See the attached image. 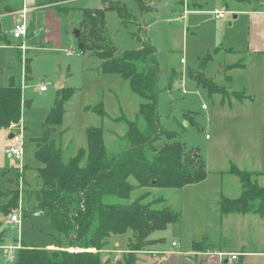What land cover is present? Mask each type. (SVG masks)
<instances>
[{
  "label": "rangeland",
  "instance_id": "rangeland-1",
  "mask_svg": "<svg viewBox=\"0 0 264 264\" xmlns=\"http://www.w3.org/2000/svg\"><path fill=\"white\" fill-rule=\"evenodd\" d=\"M111 1L126 4L140 23L139 26L131 22L123 24L116 10H105L107 33L117 47V54L137 49L143 42L153 44L160 68L158 110L161 124L177 133V139L191 150L189 153L200 154L210 178L216 177L221 181L214 171L218 168L226 170L229 158L241 160L245 168L255 166V156H258L255 152L261 151L260 157L264 158V95L257 83L258 76L253 75L256 65L234 71L225 69V64L232 60L244 61L243 55L226 57L224 52L208 50L210 37L220 31L219 20L209 13H190L183 18V4H191L194 0H146L143 4L140 0ZM203 1L206 9L230 10L226 20L233 19L230 1ZM226 1L229 6H226ZM107 3L105 0H75L73 3L26 0L30 29L24 49L21 48L23 39H15L13 35L15 17L7 15L2 19L6 40H0V44L8 46L0 47V86L13 83L20 87L24 102L20 123L0 129V264H14L18 249H10L14 255L10 258L9 247L33 245L54 249L59 244L60 234L52 227L50 218L33 213L34 203L28 204L23 193L27 187H35L33 168L40 165L34 156L35 142L44 136V122L57 99L70 95L64 104L62 123L55 126L49 135V139L63 149L64 161L86 146V128L90 126L103 128L110 151L118 152L126 145L123 137L127 125L114 119L123 115L136 119L142 99L133 92L129 80L118 73L103 72L101 60L92 51L80 49L81 43L75 34L81 26L85 8H104ZM15 4L13 9L23 6L22 0ZM44 4L49 5L42 8ZM60 6L71 8L67 11L57 9ZM69 50L73 53L68 54ZM208 54L212 58L202 63ZM181 59L185 62L182 63ZM193 77L210 78L218 84L221 92L211 95ZM250 78L254 84L246 85ZM40 85L47 89L41 90ZM99 104L104 105L108 116L102 117L91 110ZM137 122L140 127L144 125L141 117ZM11 134L21 136L23 143L10 138ZM12 147L23 150L22 158L10 155ZM24 165L29 167L26 178L22 174ZM257 170L262 174L257 176V181L264 185V169ZM222 188L225 196H238L241 191L238 178L230 173L223 178ZM9 190L18 191V204L6 213L1 205L6 200L3 192ZM146 190L134 191L132 198ZM150 191L151 196L146 201L163 195L169 198V204L176 211L179 209L172 202L180 200L181 193L177 189L154 187ZM103 200L109 203L121 201L108 195ZM18 212H21V222L14 224L10 220L11 215ZM177 225L180 224H169L167 230L152 232L150 239L156 241L149 250L138 253L137 264H157V257L163 256L157 254V250L172 247L173 241L185 246L188 237L180 238L177 230L180 226ZM185 229L183 233H186ZM246 232L251 236L250 230ZM159 236H164V240L157 241ZM127 238L128 233L116 235L104 249L103 255H109L108 259L113 264L127 252ZM61 239L65 246L69 245V239L62 236ZM117 239L119 246L115 245ZM230 242L221 244L231 247L233 244ZM184 246L181 248L185 249Z\"/></svg>",
  "mask_w": 264,
  "mask_h": 264
},
{
  "label": "trees",
  "instance_id": "trees-1",
  "mask_svg": "<svg viewBox=\"0 0 264 264\" xmlns=\"http://www.w3.org/2000/svg\"><path fill=\"white\" fill-rule=\"evenodd\" d=\"M105 1L108 3L104 8H85L78 41L83 51H92L101 60L103 72L118 73L129 80L133 92L142 99L137 118L141 117L144 125L140 127L137 118L129 119L125 115L114 119L127 125L123 137L126 145L118 152L108 149L102 127H87L86 146L64 161L63 149L49 135L62 123L64 104L70 95L57 99L44 122V136L35 142L34 156L40 163L33 168L35 187H27L23 193L28 204L34 203L33 213L50 218L52 227L60 234L59 244L54 249L33 245L17 248L14 264H113L110 259L103 262V251L112 237L127 233V252L116 264H137L138 253L149 250L156 241L150 239L151 233L181 219L180 211L173 210L166 196L146 201L151 196L150 189H179L203 180L208 174L200 154L189 153L191 150L177 139V133L161 124L160 68L153 44L143 42L137 49L117 54V47L107 33L105 10H116L126 25L131 22L139 26L137 15L124 3ZM140 1L143 4L144 0ZM70 8L57 7L64 11ZM209 59L210 54L202 63ZM194 79L211 95L221 92L218 84L208 77ZM23 102L20 87L13 83L0 86V129L20 123ZM91 110L102 117L108 116L103 104ZM28 169L26 165L22 167L25 178ZM229 172L238 177L241 191L236 197H221L222 214L264 216V185L257 181L260 173L234 165ZM142 188L147 190L132 198V193ZM14 191L3 192L6 200L1 208L6 213L18 204V191ZM107 195L121 201L104 202ZM61 236L70 240L68 246Z\"/></svg>",
  "mask_w": 264,
  "mask_h": 264
},
{
  "label": "crops",
  "instance_id": "crops-1",
  "mask_svg": "<svg viewBox=\"0 0 264 264\" xmlns=\"http://www.w3.org/2000/svg\"><path fill=\"white\" fill-rule=\"evenodd\" d=\"M228 1L233 6L231 14L234 17L232 20H226L230 10L218 7L206 9L203 0H194L191 4L189 2L184 3L182 17L184 18L186 14L190 13L213 14L219 20L220 31L213 33L214 35L210 37L208 50L214 49L215 52H224L226 57L243 55L244 61L232 60L225 64V69L234 71L240 67L247 69L251 65H256L253 75L258 76L257 83L260 85L261 94L264 95V0L263 2L255 0L254 3H251L250 0ZM17 2L18 0H0L1 41L6 40V33L2 29V19L7 15H13L17 22L22 9L25 8L29 11V8L25 6L26 0H22L23 6L21 8L13 9V5L15 6ZM206 3L208 4V1ZM225 4L229 6L227 1ZM48 5L44 4L41 7L44 8ZM147 6L149 5H145V7ZM215 9L225 11V16L217 17L213 12ZM29 29L28 25V32L24 37H14L15 39H23L21 45L26 44L25 38L29 35ZM4 46L8 45L0 44V47ZM250 79L247 80L246 85L254 84L253 78ZM255 153L258 155L255 156V166H246L245 168L241 160L229 158L227 165L230 168L228 167L226 170L218 168L214 171L215 175L220 176L221 181H218L216 177L210 178L208 171L203 180L186 184L177 189L181 193L180 200H173L172 202L179 207L177 211H180L181 219L179 222L173 223L180 224L177 225L180 226L177 227L180 238L186 236L188 240L185 246L183 243L173 241L172 247L167 249L163 247L157 250V254H163V256L157 257V264H264V216L254 213L222 214L219 205L220 199L224 195L223 178L228 176L233 165L242 170L254 169L248 171L259 172V176L262 175L257 169H264V158L260 157L261 151ZM170 206L173 208L172 205ZM181 226L183 229L186 228V233H183ZM234 229L237 231L235 232ZM245 230H250L251 236L247 235ZM164 238V236H159L157 240H164ZM223 241H231L233 245L231 247L228 244L222 246ZM115 245H120L119 239L115 241ZM183 246L185 249L181 248ZM232 254H236L237 259L233 260Z\"/></svg>",
  "mask_w": 264,
  "mask_h": 264
},
{
  "label": "built area",
  "instance_id": "built-area-1",
  "mask_svg": "<svg viewBox=\"0 0 264 264\" xmlns=\"http://www.w3.org/2000/svg\"><path fill=\"white\" fill-rule=\"evenodd\" d=\"M27 9H22L20 11V17H19V20L15 23V27H14V30H13V35L14 37H24L27 32H28V23H27ZM214 14L217 16V17H224L225 16V11H221V10H218V9H215L214 11ZM26 46L23 44L21 45V48L24 49ZM73 51L72 50H69L68 51V54H72ZM181 62L184 63L185 60L184 59H181ZM40 89L41 90H46L47 87L45 85H40ZM204 107H206L204 105ZM13 138L15 141L17 142H20V143H23V140L21 139V136H17V135H13ZM9 152H10V155L12 156H15L16 158H22L23 156V150L20 149V148H15V147H12L9 149ZM11 222H13L14 224H20L21 222V212H18V213H15V214H12L11 215ZM19 246H12V247H9L7 249L8 253H9V257L10 258H14V255H13V251L10 249H15V248H18ZM231 258L233 260L237 259V255L236 254H232L231 255Z\"/></svg>",
  "mask_w": 264,
  "mask_h": 264
},
{
  "label": "water",
  "instance_id": "water-1",
  "mask_svg": "<svg viewBox=\"0 0 264 264\" xmlns=\"http://www.w3.org/2000/svg\"><path fill=\"white\" fill-rule=\"evenodd\" d=\"M75 34H76L77 37H79V36H80V29H76V30H75ZM82 47H83V45H82V43H81V44L79 45V48L82 49ZM10 138H13V134L10 135ZM10 181H13V180H10ZM37 215H42V213H37ZM108 258H109V255H105V256L103 257V262H106V261L108 260Z\"/></svg>",
  "mask_w": 264,
  "mask_h": 264
}]
</instances>
